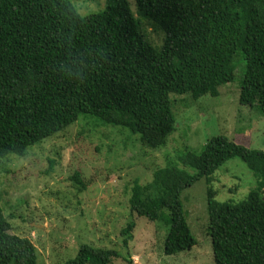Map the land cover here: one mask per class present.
Wrapping results in <instances>:
<instances>
[{"label":"trees","instance_id":"16d2710c","mask_svg":"<svg viewBox=\"0 0 264 264\" xmlns=\"http://www.w3.org/2000/svg\"><path fill=\"white\" fill-rule=\"evenodd\" d=\"M151 26L162 34L153 44ZM242 55L238 101L264 111V0H104L80 14L72 0H0V159L22 157L28 147L51 138L80 116L120 126L157 149L175 131L169 95L217 97L235 79L233 61ZM239 158L256 187L238 203L217 202L207 190V232L215 264H264V152L225 136L209 138L199 154L135 181L130 212L162 222L163 254L191 249L181 193ZM74 180L85 188L77 175ZM134 222L121 230L132 239ZM1 208L0 264H37L34 245L10 233ZM114 250L80 244L65 264H110Z\"/></svg>","mask_w":264,"mask_h":264},{"label":"rangeland","instance_id":"374dc122","mask_svg":"<svg viewBox=\"0 0 264 264\" xmlns=\"http://www.w3.org/2000/svg\"><path fill=\"white\" fill-rule=\"evenodd\" d=\"M131 9L134 0H128ZM80 14L95 12L104 0H72ZM145 33L153 44L162 34L151 26ZM235 79L218 88L217 97L192 99L170 94L175 120L163 147L143 146L139 135L120 126H104L87 116L27 148L24 156L0 159L1 208L10 233L28 239L36 249L37 264H65L80 244L114 250L110 264H215L207 232L206 198L212 189L217 202L238 203L256 187V178L239 158L219 166L210 184L202 178L181 193L187 225L196 244L175 255L163 254L166 228L130 212L135 181L145 185L154 171L168 163L183 168L177 157L199 154L206 141L222 135L251 150L264 152V111L239 104L244 72L242 55L234 58ZM78 176L85 188L74 180ZM135 226L132 239L123 244L121 230Z\"/></svg>","mask_w":264,"mask_h":264}]
</instances>
